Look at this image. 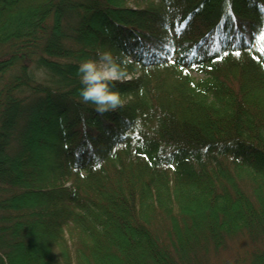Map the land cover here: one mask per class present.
I'll list each match as a JSON object with an SVG mask.
<instances>
[{
    "label": "trees",
    "instance_id": "obj_1",
    "mask_svg": "<svg viewBox=\"0 0 264 264\" xmlns=\"http://www.w3.org/2000/svg\"><path fill=\"white\" fill-rule=\"evenodd\" d=\"M262 36L264 0H0V264H264ZM99 50L145 72L103 114Z\"/></svg>",
    "mask_w": 264,
    "mask_h": 264
},
{
    "label": "clouds",
    "instance_id": "obj_2",
    "mask_svg": "<svg viewBox=\"0 0 264 264\" xmlns=\"http://www.w3.org/2000/svg\"><path fill=\"white\" fill-rule=\"evenodd\" d=\"M99 59L82 61L78 66L81 87L80 101L98 114L116 111L134 97L122 93L118 85L132 82L135 77L112 50H99Z\"/></svg>",
    "mask_w": 264,
    "mask_h": 264
},
{
    "label": "rangeland",
    "instance_id": "obj_3",
    "mask_svg": "<svg viewBox=\"0 0 264 264\" xmlns=\"http://www.w3.org/2000/svg\"><path fill=\"white\" fill-rule=\"evenodd\" d=\"M133 4V3H132ZM134 6H137L135 4H133ZM139 8H145V7H150V5L144 1H142V3H140L138 5ZM152 9H154V11H161L162 10V6L159 4V3H153L152 5ZM243 58H245L243 56ZM134 69H136V71H134ZM129 70H132V71H129ZM128 71L133 74L135 77L137 78H140V77H143L145 76V72H142L141 69L139 67H137L135 64L134 66L130 67L128 69ZM165 70H156L154 72H149V73H157V74H165L164 73ZM192 76L195 78V79H199V78H202L203 77V74L201 72H198V73H192ZM131 101V100H130ZM128 101V102H130ZM126 157V153L121 150V149H116V152L115 154L112 156V157H109L107 158V160L103 161L102 163L100 164H97L94 169H100V168H103V167H109V166H117L120 161H122L123 159H125ZM95 171V170H94ZM86 176V175H85ZM69 193H71V185L69 186ZM71 209H73V207H70ZM76 209V208H75ZM69 225L66 226L63 230V233H64V239H65V245L66 247L69 245ZM247 246L246 242L243 241L242 239H238V240H232V242H230L227 246V249H226V252L224 254L225 255H229V254H234L235 252H241L245 247ZM62 250H64V247L60 248L59 249V253L56 254V259H55V262L56 264H64V259L63 257H61V253H62Z\"/></svg>",
    "mask_w": 264,
    "mask_h": 264
},
{
    "label": "snow or ice",
    "instance_id": "obj_4",
    "mask_svg": "<svg viewBox=\"0 0 264 264\" xmlns=\"http://www.w3.org/2000/svg\"><path fill=\"white\" fill-rule=\"evenodd\" d=\"M261 39L264 40V36H262ZM236 56H237V57L240 56V52H239V51L236 52Z\"/></svg>",
    "mask_w": 264,
    "mask_h": 264
}]
</instances>
